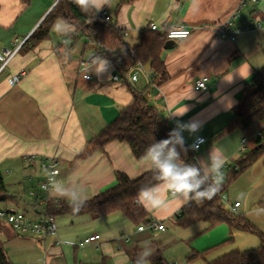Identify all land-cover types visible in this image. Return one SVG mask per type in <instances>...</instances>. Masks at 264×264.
Listing matches in <instances>:
<instances>
[{
  "label": "crops",
  "instance_id": "1",
  "mask_svg": "<svg viewBox=\"0 0 264 264\" xmlns=\"http://www.w3.org/2000/svg\"><path fill=\"white\" fill-rule=\"evenodd\" d=\"M58 2L30 0L27 5L23 0H0V52L29 38ZM101 11L124 32L130 49L140 45L142 31L151 24L161 35L186 28L191 36L168 40L169 48L161 56L168 79L159 87L150 86L143 76L129 82L133 67L123 74L112 58L124 51L122 47H100L60 20L47 40L27 45L0 81V180L6 190L0 210L26 213L33 221L47 215V205L41 202V162L50 158H56L61 168L57 185L48 193L54 205L94 199L116 185L117 173L135 179L153 170L151 157L137 160L126 144L90 148L92 140L132 103L134 91L143 94L171 127L189 121L202 125L194 133L182 130L179 136L203 173L221 178L218 186L229 189L228 201L240 203L239 215L264 232V155L231 182L238 161L255 148L256 141L237 129L227 131L233 109L264 67V0H108ZM228 23L241 30L234 40L222 32ZM144 67L152 77L150 66ZM82 68L92 80L82 78ZM20 74H24L20 83L11 86L9 80ZM116 76L120 81L114 80ZM202 77L210 79L208 89L197 92L194 82ZM185 108L182 116L173 115ZM197 137L206 142L193 150L190 146ZM213 160L224 161L220 173L211 166ZM168 185L148 191L161 200L157 208L140 197L150 222L164 225L165 231H139L119 214L100 219L90 214L57 215L55 237L22 234L0 223V244L12 264L28 258L30 264H153L151 257L157 252L167 264L174 260L187 264L192 253H206L198 261L209 264L232 251L261 245L260 239L255 243L245 238L254 234L225 223L212 229L205 222L180 228L176 217L195 194L186 198ZM194 200L200 207L208 203L206 198ZM182 231L189 236L180 237V253L168 255V246ZM93 236L96 241L81 245ZM201 239L207 241L204 247L197 245Z\"/></svg>",
  "mask_w": 264,
  "mask_h": 264
},
{
  "label": "trees",
  "instance_id": "2",
  "mask_svg": "<svg viewBox=\"0 0 264 264\" xmlns=\"http://www.w3.org/2000/svg\"><path fill=\"white\" fill-rule=\"evenodd\" d=\"M23 2L28 5L30 0H23ZM59 20L72 26L89 41L102 43L106 49L122 47L124 51L115 53L112 57L121 73L126 74L131 67L138 64L149 65L153 72L150 86L159 87L168 79L161 57L168 42L166 34L161 35L151 29L144 30L141 34L140 45L130 49L124 43V32L112 25L111 22H106L90 3L81 8L74 3V0H59L52 12L26 41L23 49L27 45L35 46L47 40ZM174 129L143 94L133 91L132 103L121 112L113 123L92 140L90 148L104 150L105 146L111 142L123 143L128 145L134 157L141 161L150 157L147 155L150 147L157 145L162 140L169 139V134ZM235 129L239 130L245 138L254 139L256 144L251 152L238 161L237 168L233 170L231 182L235 181L264 155V67L247 88L241 102L233 109V117L227 131ZM169 150H175L178 154L173 161L178 167L193 166L199 170L198 178L203 183L198 190L204 191L210 187L218 188L216 194L211 200H208L204 207H200L194 199H191L183 207L176 217V224L180 228L188 229L200 222H205L209 224V229H212L225 223L233 230L254 234L260 239L261 245L255 249L235 250L209 264H264V232L256 229L245 217L234 214L225 208L221 199L227 188H220L203 173L184 141L183 144H180L173 140L164 149L162 159L167 157ZM116 182L113 188L87 202H61L59 205L48 203L46 206L47 215L56 218L57 215L90 214L92 217L100 219L119 214L137 227L148 226L150 224L149 214L140 202L141 193L151 191L155 187L169 182L161 177L158 165L155 163L153 170L135 179H131L126 174L117 173ZM5 193V186L0 180V202L6 199ZM206 256V253H192L188 256L187 261L192 264L198 260H204ZM151 260L153 264H167L161 252L153 255ZM0 264H12L1 244Z\"/></svg>",
  "mask_w": 264,
  "mask_h": 264
},
{
  "label": "built area",
  "instance_id": "3",
  "mask_svg": "<svg viewBox=\"0 0 264 264\" xmlns=\"http://www.w3.org/2000/svg\"><path fill=\"white\" fill-rule=\"evenodd\" d=\"M258 0H253V2H257ZM100 16L106 20V22H111V17L105 12H99ZM149 29L152 31H158L159 28L155 24H151ZM222 32L225 35H229V37L234 40L236 35L241 33V30H233L231 29V23L226 24L222 28ZM168 40H184L191 36V30L186 28H177L172 29L166 32ZM27 38L24 41H16L15 44L8 49L0 52V81L5 70L10 66L13 60L19 55L22 51ZM100 47H104L102 43H97ZM24 74H20L19 76H15L9 80V84L11 86H17ZM81 76L84 80L90 81L92 77L86 73V68L81 69ZM143 76L147 80L149 84H151L152 77L147 73L145 67L141 64L135 65L131 70V76L129 78V82L135 83L138 79ZM115 81H120V77L116 76L114 78ZM210 79L208 77L198 78L194 82V89L197 92H203L208 89ZM260 136V135H259ZM206 142V139L203 138V143L199 144V148ZM247 140L243 139V147L246 145ZM41 171H42V181L40 183V192L42 194L41 202L44 205H47L49 201L48 193L57 185L58 178L61 175V168L59 165V161L56 158H50L49 160L41 162ZM213 183H216L217 177L210 178ZM176 193V192H175ZM222 203L227 207V209L234 213L238 214V210L240 208V203L231 204L228 201L226 196H222ZM0 223L8 224L13 230L20 232L22 234H34V235H42L45 237H55L58 234V224L56 218L51 215H45L41 221H33L30 220L24 213L19 212H8L6 210H0ZM146 228L150 229H158L160 231H165L166 228L162 224H158L156 222H150L148 226L139 227V231H144ZM96 237H90L84 240L81 245H87L94 241H96ZM171 264H180L179 262H173Z\"/></svg>",
  "mask_w": 264,
  "mask_h": 264
},
{
  "label": "clouds",
  "instance_id": "4",
  "mask_svg": "<svg viewBox=\"0 0 264 264\" xmlns=\"http://www.w3.org/2000/svg\"><path fill=\"white\" fill-rule=\"evenodd\" d=\"M108 0H74V3L81 6L83 8L87 4L91 3L97 11L102 9ZM103 63L99 65V67L103 68ZM186 112V108L183 111H178L173 113V115L179 117L182 116ZM201 124L197 121H189L185 124H178L177 129H174L172 133L169 134V139H165L160 141L157 145L149 148L147 155L151 157V159L158 165L159 172L161 177L164 180L169 181L170 190L176 193H183L187 198L189 194L194 193V199L197 202H200L202 198H206L211 200L213 196L216 194L218 188L210 187L207 190L200 191L201 184L203 181L199 179V170L193 166H186L183 168L178 167L173 161L174 158L178 155L175 150H169L167 153V157L162 159L161 157L164 154V149L175 140L176 143L183 144L182 138L179 136V132L182 130H188L190 133H194L201 128ZM203 143V138L197 137L196 142L190 147L193 150L199 149V144ZM217 173H220V170L224 166V161L213 160L211 165ZM222 176V174H221ZM221 182V178H217L216 184L219 185ZM142 197L148 201L149 204L153 208H157L161 205V200L147 191L141 193Z\"/></svg>",
  "mask_w": 264,
  "mask_h": 264
},
{
  "label": "rangeland",
  "instance_id": "5",
  "mask_svg": "<svg viewBox=\"0 0 264 264\" xmlns=\"http://www.w3.org/2000/svg\"><path fill=\"white\" fill-rule=\"evenodd\" d=\"M238 191V190H237ZM237 191H234V192H237ZM230 194V191H229V189H228V191H226L223 195L224 196H226L227 198H228V196H230L229 195ZM229 199L231 200L232 198H230L229 197ZM236 200V199H235ZM234 200V201H235ZM234 203V202H233ZM225 206V205H224ZM226 209H227V207H225ZM25 215H26V213H24ZM238 215H239V210H238ZM27 216V215H26ZM28 217V216H27ZM172 229V228H171ZM181 234V236H179L178 234H177V238L174 240V242L173 243H171L168 247H169V250H168V255H170V254H173L175 257L180 253V248H181V246H182V243L181 242H179V239L181 240L182 238H180V237H186V236H189V233L188 232H181L180 233ZM245 238H247L248 240H250V241H254L255 243H259V238L256 236V235H246V237ZM206 239H201L198 243H197V245H198V247H204V245L206 244ZM249 242H247V245H250V244H248ZM257 245H259V244H257ZM257 247V246H256ZM168 255H167V257H168ZM167 260L169 261V258H167ZM167 261V262H168ZM177 260H174V262H176ZM31 263V260L28 258V259H26L22 264H30ZM169 263V262H168ZM171 263H173V262H170V264ZM210 263V262H209ZM188 264V263H187ZM193 264V263H192ZM194 264H208V262H204V261H198V262H195Z\"/></svg>",
  "mask_w": 264,
  "mask_h": 264
},
{
  "label": "water",
  "instance_id": "6",
  "mask_svg": "<svg viewBox=\"0 0 264 264\" xmlns=\"http://www.w3.org/2000/svg\"><path fill=\"white\" fill-rule=\"evenodd\" d=\"M169 48V45L165 47V49Z\"/></svg>",
  "mask_w": 264,
  "mask_h": 264
}]
</instances>
